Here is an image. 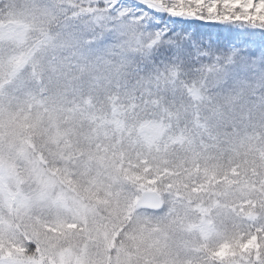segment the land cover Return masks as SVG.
<instances>
[{
  "label": "snow or ice",
  "instance_id": "6c2138e0",
  "mask_svg": "<svg viewBox=\"0 0 264 264\" xmlns=\"http://www.w3.org/2000/svg\"><path fill=\"white\" fill-rule=\"evenodd\" d=\"M0 264H264V0H0Z\"/></svg>",
  "mask_w": 264,
  "mask_h": 264
}]
</instances>
